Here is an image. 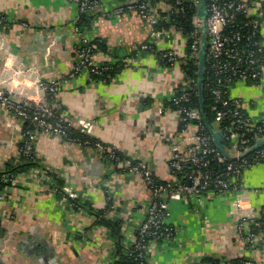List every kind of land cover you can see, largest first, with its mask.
<instances>
[{"label":"crops","instance_id":"obj_1","mask_svg":"<svg viewBox=\"0 0 264 264\" xmlns=\"http://www.w3.org/2000/svg\"><path fill=\"white\" fill-rule=\"evenodd\" d=\"M134 1L101 0L95 11L84 13L69 0H0V85L10 88V77L22 73L28 82L21 88L35 96V77L62 79L57 94L47 97L57 114L75 124L91 120L92 138L146 162L157 180L168 181L172 142L182 149L197 131L195 123L183 131L174 114L157 111L186 82L181 64L186 38L174 26L157 30L142 20L129 7ZM250 1L264 36V0ZM117 7L123 10L116 13ZM169 7L164 1L152 4L160 16L170 14ZM76 28L96 41L98 63L117 68L109 80H94L85 72L65 78L80 45ZM166 49L180 63L162 64L157 51ZM193 82L198 89V76ZM229 92L242 99L249 115L264 117V80L236 82ZM27 125L0 105V171L22 163L18 149L30 131ZM33 144L30 166L17 169L0 189V264H119L131 252L152 201L143 178L115 167L91 145L45 133L35 134ZM262 208L264 163L244 171L240 189L170 199L166 220L175 228L174 237L152 241L148 261L192 264L214 258L232 264L244 258L264 264V238L246 245L238 228L242 224L247 232L248 220ZM97 211L118 226L96 222Z\"/></svg>","mask_w":264,"mask_h":264},{"label":"built area","instance_id":"obj_2","mask_svg":"<svg viewBox=\"0 0 264 264\" xmlns=\"http://www.w3.org/2000/svg\"><path fill=\"white\" fill-rule=\"evenodd\" d=\"M77 4L80 11L91 13L95 11L101 0H69ZM183 1H188L189 9H194L191 18L193 30L190 34V53L187 58L196 60L202 35L206 36L205 77L202 78V89L205 88L211 99L210 111L219 126L212 130L222 135L230 160L226 159L217 149L213 135L203 124V112L199 106H192V95L198 90L197 83L187 78L186 82L174 88L168 103L157 107L158 113L170 112L176 116L177 122L184 131L190 123H195L197 131L194 140L182 149L179 142H172L168 167L173 178L159 181L146 162L126 156L115 147L102 143L90 136L92 121L81 119L75 123L63 118L48 102V96L57 94L62 79L41 80L32 79L31 87L38 94L32 96L21 87L28 80L22 73L10 77L6 88L0 85V105L19 120L28 123L32 130L26 132V137L20 143L18 152L21 156L34 159L35 151L33 137L37 133L58 136L67 142L81 145H91L101 155L115 161L117 167L127 173L140 175L150 189L152 201L148 206L146 216L137 229L136 239L130 253L133 264H150L147 252L150 243L155 240H165L174 237L175 228L167 222V203L170 199L194 196L200 198L206 193L222 194L229 190L242 187V175L245 170L264 163V147L250 150L257 142L264 140V117L254 118L243 109L240 98L228 96L231 84L251 81L254 85L264 80V36L261 24L257 18L258 9L252 6L250 0H204L206 16L198 15L200 0H173L167 2L170 13L182 12L184 7H177ZM142 20L157 25L166 22L158 13L153 12L150 0H135L132 6ZM122 7L115 9L120 13ZM237 21V25L235 22ZM23 26H28L22 22ZM81 33V31L76 28ZM186 42L188 40L187 37ZM96 43L87 35L80 34V45L76 51V61L65 78L73 79L85 72L89 76H101L107 65L94 59ZM159 61L166 66L180 63L179 56L171 49L157 51ZM31 70V69H28ZM19 96V97H17ZM22 97V98H21ZM76 127V134H72ZM254 137V142L247 145V137ZM188 167V168H186ZM42 172V170H41ZM11 176L0 171V182L9 181ZM13 179V178H12ZM75 198V194L68 193ZM264 211L262 208L261 212ZM250 228L243 230L240 224L241 240L253 246L257 238H264V222L260 214L248 220ZM243 264H256L251 259H243ZM192 264H223L210 260H197Z\"/></svg>","mask_w":264,"mask_h":264},{"label":"trees","instance_id":"obj_3","mask_svg":"<svg viewBox=\"0 0 264 264\" xmlns=\"http://www.w3.org/2000/svg\"><path fill=\"white\" fill-rule=\"evenodd\" d=\"M150 1H151V4H155L156 2H159V1L173 2V0H150ZM188 5H189L188 1H183L182 4L177 6V7H180V8L183 6L184 7V13L178 11L177 13H170L168 15L167 14H162L161 17L165 18L166 22H162L159 27L162 26L164 28H169L171 26H174V27L178 28L183 33V35L185 37L188 38V40L186 42V55H185V57H183V62L181 64L183 65L182 70L185 73V76L187 78L192 79V80L195 81L196 77H197L196 71L198 69V66L195 63L196 60H191V59L187 58L188 54L190 53V47H189L190 42H191L190 34H191L192 30H193V26L191 24V18H192V15L194 14V9H189ZM235 25H237V21L235 22ZM94 42L96 43L95 40H94ZM204 65H205V62H204ZM115 69H117V68H115ZM114 70H112V69L108 70L107 69V70H105L103 72V74L101 76H99V75H91L90 77L92 79H94V80L95 79H99V78L100 79L106 78L107 80H109L111 78ZM205 75H206V70L203 72L202 78L205 77ZM248 83L254 85L251 81H248ZM228 96L231 97V98H238V97L232 96L230 94V92H228ZM201 97H202V106L200 104V98H199V95H198V91H196L192 95V106H199L200 107L201 111L203 112V116L205 117V118L203 117V119H202V122H203V124H205V126L208 125L211 129H213L215 127H218L219 124L214 119L213 113L210 111V105H211L212 101H211V99H209L205 88L202 89ZM243 109H244V106H243ZM244 111L246 112L245 109H244ZM28 125H27V130L31 131L32 128H31L30 125L29 126ZM180 128H181V126H180ZM72 134L78 135V134H76L75 129L72 130ZM247 138H248L247 139V145L253 144L254 137L248 136ZM222 142H223V144H225L227 146L229 144V141H227L225 139ZM263 147H264V145H263ZM104 157H105V159L107 161L111 162L112 165L117 167L116 166L117 163L114 160L113 161L109 160L105 155H104ZM20 159H21L22 163H17V162L16 163L15 162L14 163H9V165H7L5 167V169H3V172L7 173L9 176H12V175L16 174V170L17 169H19L20 171H23L24 169H26V168H28L30 166L28 164V162H27L29 160L28 158L22 156ZM186 168H188V167H186ZM20 171H18V172H20ZM10 179H12V177ZM6 182H7L6 180L0 182V189H1V187H3L6 184ZM76 205L77 206H82V204L77 203V202H76ZM102 213H104V212H98L97 211L96 214H98V220H96V222L105 223V224H107L109 226H112L113 228L115 226H118L117 223H115V222L114 223H110V221L108 219H106L104 216H102V215H104ZM260 219L264 222V211H262L260 213ZM136 234H137V232H136ZM120 247L121 246L118 245L117 246V250H120ZM131 249H133V247ZM243 259L244 258L236 259L235 261L232 262V264H243L242 263ZM203 260H210V261L220 262L219 259H214V258H206V259H203ZM119 264H133V255H132V253H129L127 255H123L122 260L119 262Z\"/></svg>","mask_w":264,"mask_h":264},{"label":"water","instance_id":"obj_4","mask_svg":"<svg viewBox=\"0 0 264 264\" xmlns=\"http://www.w3.org/2000/svg\"><path fill=\"white\" fill-rule=\"evenodd\" d=\"M198 15L201 18H205V16H206V9H205V1L204 0H200ZM206 46H207V44H206V36H205V34H203L202 38H201V46H200V49H199V52H198V71H197V76H198V95H199V98H200L201 106H202V97H201V92H202V74H203V69H204ZM209 130H210V133L213 135V140H214V143H215L217 149L222 153V155L226 159H228V160L232 159L229 156V154L227 153L224 144L222 143V135L219 132H216V131L212 130L210 127H209ZM263 145H264V140H261V141L257 142L256 145L253 146L250 150L256 149V148L261 147Z\"/></svg>","mask_w":264,"mask_h":264}]
</instances>
